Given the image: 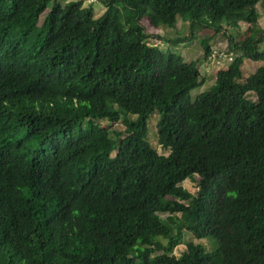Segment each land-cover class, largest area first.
I'll list each match as a JSON object with an SVG mask.
<instances>
[{
    "label": "trees",
    "instance_id": "obj_1",
    "mask_svg": "<svg viewBox=\"0 0 264 264\" xmlns=\"http://www.w3.org/2000/svg\"><path fill=\"white\" fill-rule=\"evenodd\" d=\"M100 1L96 17L83 0H0V264H264V64L240 82L244 59L264 60L258 0ZM177 16L214 33L254 27L224 31L235 56L194 100L197 60L150 45L140 22ZM153 113L167 155L146 140ZM194 174L191 193L181 182ZM183 227L215 250L169 253Z\"/></svg>",
    "mask_w": 264,
    "mask_h": 264
},
{
    "label": "rangeland",
    "instance_id": "obj_2",
    "mask_svg": "<svg viewBox=\"0 0 264 264\" xmlns=\"http://www.w3.org/2000/svg\"><path fill=\"white\" fill-rule=\"evenodd\" d=\"M73 0H57L60 5ZM83 4L90 5L93 8L94 15L100 16L106 6L100 0H83ZM121 10L123 7L121 4L118 5ZM254 9L257 14V19L255 22L256 32L253 33L255 39L259 40L258 50L264 53V0H258L254 3ZM50 5H48V8ZM46 10L45 12H47ZM45 12L40 16V20L43 19ZM141 24L145 27V32L148 34L147 42L153 46H159L163 51L174 53L182 58L185 62H191L192 60H197V67L200 72L199 84L194 87L190 92V99L194 100L197 95L207 90H211L216 86V74L219 70L226 68L229 63L233 60L234 53L228 49V36L224 31H228L236 39H241L249 35L250 32L254 30V27L247 23L240 21L238 27H227L223 25V29L217 33L213 32V29L205 27L203 25L195 24L193 27H189L186 20L181 17H176V23L173 27L160 25L159 27H153L149 24L147 18H142L140 20ZM207 41L210 49V54L208 58L204 56L205 49L202 44L203 41ZM264 64V60L259 59H244L242 65V77L240 82H243L245 78L254 73L258 67ZM249 97L254 99L252 94ZM135 118V116H132ZM159 121V114L153 113L147 120L148 133L146 135V140L149 142L152 148L157 150L161 155L169 154V149L163 148L157 140V123ZM94 123H99L109 128L113 129L115 132H123L124 124L119 122L117 124H112L103 117L94 118ZM111 131V138L115 137V132ZM121 139H125L126 133H121ZM19 138L24 139L23 133L19 135ZM26 145L29 146V150L32 152H44L51 148L50 143L38 144L25 138ZM116 154V150L112 152V156ZM198 175L194 174L191 178H187L181 182V186L191 193L197 191ZM160 216L165 218L168 216L167 213H161ZM172 220L170 224L172 225L174 233L178 230V226L175 228V223L178 221L181 215L176 213L175 215H170ZM160 241L166 244L167 239L160 238ZM193 243L196 245H201L208 252H212L216 248V242L212 237L206 236L202 238L195 237L190 232H188L187 227H183L181 230V235L179 237V242L175 243L172 250L169 253H173L179 256L186 248V244Z\"/></svg>",
    "mask_w": 264,
    "mask_h": 264
},
{
    "label": "clouds",
    "instance_id": "obj_3",
    "mask_svg": "<svg viewBox=\"0 0 264 264\" xmlns=\"http://www.w3.org/2000/svg\"><path fill=\"white\" fill-rule=\"evenodd\" d=\"M92 1V0H91Z\"/></svg>",
    "mask_w": 264,
    "mask_h": 264
}]
</instances>
